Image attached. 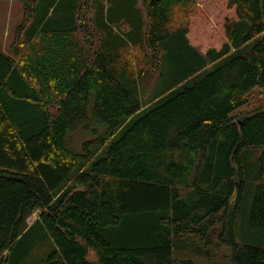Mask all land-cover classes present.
Instances as JSON below:
<instances>
[{
  "label": "trees",
  "instance_id": "obj_1",
  "mask_svg": "<svg viewBox=\"0 0 264 264\" xmlns=\"http://www.w3.org/2000/svg\"><path fill=\"white\" fill-rule=\"evenodd\" d=\"M20 1L13 44L0 48V264L24 256L35 227L54 248L38 264H176L183 238L217 229L233 264H264V246L245 242L264 233V103L249 101L264 94V0H222L226 40L204 55L189 40L194 0H103L99 44L94 0H45L30 28L34 0ZM48 10L70 15L45 21ZM160 42L172 44L173 84L143 105ZM129 46L147 58L136 73L121 59ZM79 130L93 138L75 153L66 139Z\"/></svg>",
  "mask_w": 264,
  "mask_h": 264
},
{
  "label": "rangeland",
  "instance_id": "obj_2",
  "mask_svg": "<svg viewBox=\"0 0 264 264\" xmlns=\"http://www.w3.org/2000/svg\"><path fill=\"white\" fill-rule=\"evenodd\" d=\"M79 3V2H78ZM194 9L196 15L190 19V26L193 33H190L189 40L190 43H193L194 50L201 54L202 52L206 51L209 48H220L221 45L226 40L225 33L223 29L217 31L218 24L217 22H221V13L222 10H227L225 7V3L222 0H194ZM65 0H56L57 8L65 7ZM55 5V6H56ZM101 5L104 7V10H107V4L104 3L103 0H94L91 6H89L90 10H88L86 20L88 21L87 24H90L89 30L91 33L94 34V43L99 44L102 36L100 33H96V29L94 30L93 24L95 25V20H93V16L96 10L92 9L93 6ZM210 5H213V9H209ZM44 6L45 0H34L33 4V18L31 22H29L28 28L32 27L33 25H39L40 21L44 19ZM78 6V4H77ZM92 9V10H91ZM179 13V12H178ZM177 12L174 14L172 25L173 27H177L176 25H181L182 19L179 17L180 15ZM70 15V10H48V16L45 21H54L61 17H68ZM23 19V11H22V3L20 0H0V48L3 52H9V48L14 41V35L20 25V22ZM210 21V25L207 21ZM94 21V22H93ZM222 24V22H221ZM27 28V30H28ZM98 31V30H97ZM74 31H72L73 33ZM25 33L23 34V36ZM101 37V38H100ZM173 40V39H172ZM96 41V42H95ZM171 41V40H170ZM158 49L161 53V64L160 69L157 73L153 72L150 75H147L145 78L141 79V83H139V98L142 104H148L151 99L150 95L152 92L163 90L165 87L172 85V77H171V69L173 68V62L171 60L172 56V48L170 46H165L163 42L157 43ZM136 48L133 46H129L126 48L125 51L122 52L123 60L130 63V66L133 68L134 73H136L143 62L146 61L147 58H141L142 55ZM148 54V53H147ZM209 56V59H213L214 57ZM207 58V56L205 57ZM186 70H181L180 75H184ZM188 73V72H187ZM249 101L251 106L258 105L264 103V94L259 93V90L252 92L249 96ZM92 135L90 133L83 132L82 130L73 132L69 134L67 140V146L78 153L81 151L82 144L88 142ZM38 215H32L27 224L31 225L35 219H37ZM243 216L239 215L237 219V229L235 233L234 243L237 245H242L243 238L247 235L246 225H243ZM218 231V229H217ZM217 231L212 233V235L207 238L203 236L202 239L199 236H194L192 239H185L183 238L180 243H178L177 247L174 249L173 252V259L176 261V264L180 260H190L194 264H233L232 262V249L231 246H225L223 244H218L216 240ZM202 233V232H201ZM207 234V233H206ZM251 236V238H249ZM247 237V244L250 245H261L264 246V233L260 237L258 234H251ZM259 237L261 241L259 242ZM256 240V242H254ZM25 242L29 243L26 247V252L24 256H22L19 261L11 263V264H38L43 258H46L52 251L53 246L52 243L48 238L39 231L38 227L32 229L29 232V236L25 237ZM210 244L209 247L212 248L208 253L204 252L199 254L196 252L198 248L207 246L204 243ZM212 244V245H211ZM92 251L88 254V259L95 262L96 257ZM13 260V259H12Z\"/></svg>",
  "mask_w": 264,
  "mask_h": 264
},
{
  "label": "crops",
  "instance_id": "obj_3",
  "mask_svg": "<svg viewBox=\"0 0 264 264\" xmlns=\"http://www.w3.org/2000/svg\"><path fill=\"white\" fill-rule=\"evenodd\" d=\"M205 52H202L201 54L204 55Z\"/></svg>",
  "mask_w": 264,
  "mask_h": 264
}]
</instances>
